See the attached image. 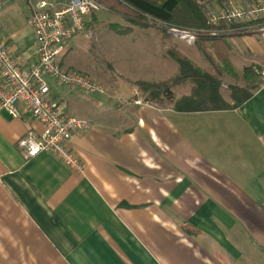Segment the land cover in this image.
I'll return each mask as SVG.
<instances>
[{
    "label": "crops",
    "instance_id": "1",
    "mask_svg": "<svg viewBox=\"0 0 264 264\" xmlns=\"http://www.w3.org/2000/svg\"><path fill=\"white\" fill-rule=\"evenodd\" d=\"M29 1L36 0H3L0 11V41L24 67L36 59ZM97 21L96 13L86 17L60 65L95 73L106 93L82 94L45 77L65 113L91 123L70 140L83 174L49 152L23 155L18 139L43 126L0 108V264H264V89L256 80L252 95L228 109L177 107L191 84L180 95L173 89L182 84L173 87L167 106L136 104L146 95L136 81L167 80L177 65L164 78L173 61L142 23L98 42L114 53L115 67L107 55L105 68L93 66L87 30ZM225 42L223 76L264 65L256 34ZM232 86L228 94L219 88L229 104Z\"/></svg>",
    "mask_w": 264,
    "mask_h": 264
},
{
    "label": "built area",
    "instance_id": "2",
    "mask_svg": "<svg viewBox=\"0 0 264 264\" xmlns=\"http://www.w3.org/2000/svg\"><path fill=\"white\" fill-rule=\"evenodd\" d=\"M0 0V11L3 7ZM30 25L35 43L36 59L28 66L19 64L0 41V108L12 118L30 114L39 121L43 130L37 134L27 129L16 142L17 148L26 157L40 152L53 154L72 172L83 174L84 166L73 151L70 140L74 132L91 127L88 119L65 113L62 101L50 96L45 77H50L58 85L79 90L82 94L106 93V88L87 74L63 69L62 56L67 51V43L85 28L86 17L96 13L102 6L95 0H36L29 1ZM264 12V0L254 3H239L228 0L219 10L210 15V23L246 22L258 18ZM170 35L194 38L195 33L179 28L167 29ZM211 35L218 34L212 30ZM259 76V87L264 89V66L254 68ZM136 104L144 101L136 99Z\"/></svg>",
    "mask_w": 264,
    "mask_h": 264
},
{
    "label": "trees",
    "instance_id": "3",
    "mask_svg": "<svg viewBox=\"0 0 264 264\" xmlns=\"http://www.w3.org/2000/svg\"><path fill=\"white\" fill-rule=\"evenodd\" d=\"M109 11L120 16H127L130 10L148 16L162 22L167 26L179 29L194 31L196 49L208 61L206 69H200L193 65L185 56L180 55L174 48L168 50L169 57L176 62L177 72L170 78L159 82L136 81L135 85L141 93H148L152 100H159L160 97L171 99V89L187 81L191 83L190 93L181 97L175 102L177 107L186 110L205 109H228L240 106L252 95L257 87L255 74L252 67H245L242 71L245 79L243 87H230L232 103H226L219 92L220 80L224 74V66L228 64V45L225 42L226 36L236 33H227L228 28L245 31L246 26L264 25V12L256 19L246 22H231L229 24L210 23L197 0H95ZM222 3L225 0H216ZM243 2V3H254ZM110 27H113L110 25ZM115 27V26H114ZM219 30L216 35H211L210 30ZM222 29V31H221ZM234 30V31H236ZM237 30V31H238ZM221 31V32H220ZM116 33H127V28L115 29ZM223 32V33H222ZM165 35V32H163Z\"/></svg>",
    "mask_w": 264,
    "mask_h": 264
},
{
    "label": "rangeland",
    "instance_id": "4",
    "mask_svg": "<svg viewBox=\"0 0 264 264\" xmlns=\"http://www.w3.org/2000/svg\"><path fill=\"white\" fill-rule=\"evenodd\" d=\"M197 1H198L199 5H201L204 13L206 14L207 19H210V15L213 12L222 8V6H224L228 0H225L222 3H218L216 0H197ZM235 1L239 2V3L248 2V1L252 2V0H235ZM126 15L127 16H125V17L120 16L114 12L109 11L104 6H102V8H100L96 12V16H97L98 21H97L96 25L94 24L93 27H90L87 30L88 31V33H87V41H88V44H87V62L89 61L90 64H92L95 67H98L101 69L105 68V64H106L105 55H107V54H104L102 49L99 48L98 42L101 41V43H102V42L106 41L107 38L109 37V35H111V33L114 32L115 29L118 30V29L127 28V33H119V34H128V33H130L131 29H134L135 32L143 30L142 27H140V25L142 23H146V24H148V26H146L145 31L150 33V37H151L152 33H154V31L156 33V45L155 46H156L157 51H159V49H160L161 52H168V49L173 47L175 51H177L180 55L185 56L193 65L198 66L200 69H203L207 66V64H208L207 59L200 52H198V50L196 49V46H195L196 39H197L196 36H194V38L178 37L175 35H170L168 33L169 38H166V40H162V36L159 38L157 36V32L158 31L164 32L163 30H165L166 31L165 33H167V29L169 30L170 28H174L173 26L169 27L162 22L154 20V19H152L148 16H145L143 14L137 13L133 10H130L128 12V14H126ZM220 23H223V22H220ZM110 25L113 27H110ZM246 28L247 29L245 31L244 30L243 31L238 30L240 28L237 29L238 31L236 29L232 30V29L228 28L226 31H223V32L236 33L235 35L232 34L231 36H242V35H247V34H256L257 37L262 39V41L264 42V25H251V26H246ZM212 30H210V31H212ZM215 30H217V29H215ZM234 30H236V31H234ZM221 31H222V29H221ZM188 32L190 34L192 33V31H189V30H188ZM160 40H162V41H160ZM107 56L109 58L107 60V66L108 67H115V55H114V53L108 54ZM172 61L173 62H172L171 71H169V70L166 71V73H165L166 75H164V78L169 76L168 75L169 72L172 74L175 71V68H176L175 63L176 62H174V60H172ZM263 66L264 65L252 67L253 72L255 74V79L258 82L260 81V79H259V76L257 75V73L254 71V68L260 69ZM81 73H83V72H81ZM84 74H87L93 80H95L97 83L103 85L95 77V73H84ZM242 76H243V73H235V74L234 73H226L225 76L221 77V80H220V87H221V84L224 85V87H222V92L225 94H228V88H227L228 85H231V84L232 85H242L243 84ZM190 84L191 83L189 81H187V82L183 83L181 86L175 87L173 89L174 93H176L175 95L187 93L189 91ZM103 86L105 87V85H103ZM145 100H147L148 102H150L152 104H156L159 106H167L170 103L168 98L165 99L163 97H160L159 100H156V101L152 100L149 98L148 93L145 96H143V98H142V101H145Z\"/></svg>",
    "mask_w": 264,
    "mask_h": 264
}]
</instances>
